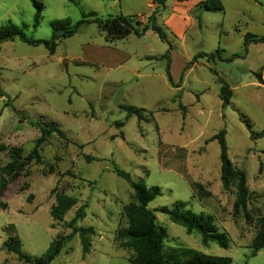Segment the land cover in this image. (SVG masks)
I'll use <instances>...</instances> for the list:
<instances>
[{"label":"rangeland","instance_id":"1","mask_svg":"<svg viewBox=\"0 0 264 264\" xmlns=\"http://www.w3.org/2000/svg\"><path fill=\"white\" fill-rule=\"evenodd\" d=\"M39 1L44 8L35 27L31 0H0V26L11 24L30 39L49 41L60 21L75 27L94 14L135 15L146 22L155 8L154 0ZM203 1L167 0L156 16L171 44L172 82L163 58L168 45L152 31L108 44L95 23H80L72 36L56 40L53 55L42 43L0 45V264H24L4 248L13 236L31 257L65 238L51 264H130L132 252L119 247L115 234L127 226L124 208L133 192L113 165L135 182L160 188L149 209L185 203L192 213L211 216L228 238L227 249L205 247L197 233L188 235L155 212L167 232L166 250L264 264V248L250 257L256 220L264 217V42L244 44L246 34L264 39V0H222V12L205 11L198 6ZM222 83L232 93L225 107ZM121 106L143 109L147 121L126 119ZM40 122L56 124L65 138L52 134L38 148L40 163L5 172L32 152L40 137L32 124ZM221 130L228 159L246 175L249 221L233 209L234 187L221 186L220 148L211 140ZM54 189L77 200L63 222L50 215ZM83 205L85 217L75 226L95 232L87 255L68 228Z\"/></svg>","mask_w":264,"mask_h":264},{"label":"trees","instance_id":"2","mask_svg":"<svg viewBox=\"0 0 264 264\" xmlns=\"http://www.w3.org/2000/svg\"><path fill=\"white\" fill-rule=\"evenodd\" d=\"M73 1V0H69ZM178 3L188 2L190 0H175ZM167 0H154L153 5L155 8L153 12L146 19V22H142L138 19V16H124L116 15L109 16L105 19L95 17L94 14H89L87 17L91 20H85L82 23H95L100 32L104 33L105 41L108 44H114L118 41L124 40L131 35L137 37L143 36L147 31H152L157 37L168 45V49L163 58L167 61V77L169 82H172L169 74V63L171 44L168 42L165 32L160 27L156 26V16L159 9L165 7ZM32 5L36 8V14L34 19V26L39 23L40 13L44 8V5L39 0H31ZM199 7L207 12H222L223 5L222 0H204L198 4ZM197 6V7H198ZM86 18V16H84ZM198 18V17H196ZM199 19V18H198ZM79 23V24H80ZM71 27L69 21H60L52 25V35L49 41H35L24 35V33L11 24L0 26V45L5 42H12L19 40L29 45L43 44L48 49L50 55L54 54L57 47L56 40L60 38H68L74 34L77 27ZM249 42H264L263 38H256L250 34H246L244 37V44ZM236 55L226 59L227 62H231ZM189 65L185 67L187 69ZM0 67V75H1ZM260 81V80H259ZM0 97H4V93L0 89ZM232 97L229 87L222 83L219 90V98L222 102V106L225 107L230 103ZM8 101L6 100V103ZM126 114V119L135 116L139 122L147 121V118L142 115L143 109H137L131 106H121ZM181 109L185 110L184 107ZM39 130L40 137L36 141L34 149L25 158V160L18 164H12L5 169L7 173L23 168L27 163L35 161L40 163V156L38 154L39 146L45 141L46 138L56 133L62 138H65V134L54 123H37L32 124ZM122 126V123L117 124ZM225 131L221 130L211 140H217L220 148V181L223 191H229L234 187V202L233 209L235 212L246 210L250 194L247 188L246 175L243 171L235 168L227 157V148L224 140ZM256 137H261L262 134H255ZM17 153V152H16ZM20 159V155H17ZM87 161H90L89 157H86ZM113 172L117 177L123 179L133 192V201L124 208V214L127 221V226L119 228L115 234V239L121 249L132 252L130 258V264H231L232 261L228 257H214L202 254L191 249H174L169 248L166 250L165 240L167 238V232L165 228L161 227L156 222L155 212H160L168 216L169 220L184 228L186 234L191 235L197 233L200 236V241L203 246H207L211 243L216 244L221 249L228 248V238L224 232H219L214 224V219L209 215L194 214L186 209V204L177 202L173 204L171 208L161 207L158 210H151L148 208L149 203L160 196V188L152 186L146 187L141 182H135L131 179L130 175L113 165ZM52 168L50 172L52 173ZM54 205L51 207L50 215L54 221L63 222L66 213L72 209L77 200L74 197L66 195L62 191L54 189ZM85 205L79 207L75 212L74 217L68 223V228L78 234L80 244L82 247L83 255H87L90 250V238L95 235L92 227L89 228H77L76 222L84 219ZM246 220H250L249 215L245 212ZM257 233L251 242L250 257H255L257 253L264 248V217H259L257 220ZM65 238H56L53 240L46 252L41 257H31L22 252V245L17 236L11 237L4 243V248L8 253H12L17 256L20 262L24 264H51L52 261L60 254L62 248L66 244Z\"/></svg>","mask_w":264,"mask_h":264},{"label":"crops","instance_id":"3","mask_svg":"<svg viewBox=\"0 0 264 264\" xmlns=\"http://www.w3.org/2000/svg\"><path fill=\"white\" fill-rule=\"evenodd\" d=\"M189 2V1H188Z\"/></svg>","mask_w":264,"mask_h":264}]
</instances>
